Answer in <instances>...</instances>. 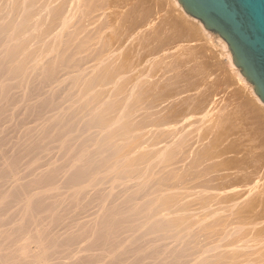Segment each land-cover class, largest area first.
I'll use <instances>...</instances> for the list:
<instances>
[{
    "label": "bare ground",
    "instance_id": "6f19581e",
    "mask_svg": "<svg viewBox=\"0 0 264 264\" xmlns=\"http://www.w3.org/2000/svg\"><path fill=\"white\" fill-rule=\"evenodd\" d=\"M159 2L0 0L2 264H93L100 240L112 255L118 249L110 262L108 249L97 255L103 264H133V245L143 248L134 257L140 264H264V154L247 123L264 128V102L223 37L179 0L161 12ZM217 71H228L231 89ZM14 97L42 126L39 134L24 130L7 163ZM52 136L64 163L47 158ZM40 148L49 168L34 166L41 171L23 183L19 158L41 164ZM61 176L79 186L69 198L60 197L69 188ZM104 180L108 198L95 219L78 222L82 205L78 220L66 216L72 209L60 214L59 205L70 209L66 203ZM120 185L118 202L112 190ZM125 230L134 235L119 234ZM90 234L98 240L82 244ZM147 236L144 248L138 241Z\"/></svg>",
    "mask_w": 264,
    "mask_h": 264
},
{
    "label": "rangeland",
    "instance_id": "374dc122",
    "mask_svg": "<svg viewBox=\"0 0 264 264\" xmlns=\"http://www.w3.org/2000/svg\"><path fill=\"white\" fill-rule=\"evenodd\" d=\"M158 6H159V8H158L157 6H155V7H156V10L159 9L160 12L163 11V10H167V9L170 8V4L167 2V0H165V1L162 0V2H159ZM162 13H163V12H162ZM210 31H211V30H210ZM185 34H186V36H187L188 38L190 37L187 33H185ZM194 37H195V36H192L191 38L193 39ZM191 38H190V39H191ZM225 67L227 68L226 70H228V67H227V66H225ZM225 67H224V68H225ZM238 68H239V67H238ZM239 70H240V68H239ZM240 71H241V70H240ZM217 74H218V76H219V82H220V84H221V87H222L224 90H226V89H231L230 86H231L233 83H231V82H232V79H231L232 77H231V75L228 73V71H226V73H224V74L221 73L220 71H217ZM230 84H231V85H230ZM222 85H224V86H222ZM225 87H226V88H225ZM229 87H230V88H229ZM232 88H233V86H232ZM45 89H46V88H45ZM16 90H17V89H16ZM16 90H15V91H16ZM18 90H19V89H18ZM18 90H17V91H18ZM19 91H20V90H19ZM19 91H18V92H19ZM30 96H32V95H30ZM14 98H15L14 101L18 102V103H16V102H15V103H16L17 105L20 104V100H18V98L20 99V97H18L17 99H16V97H14ZM14 101H12V102H14ZM15 103H14L13 106H15ZM19 106H20V108H19ZM16 107H18L19 110H16L15 107H13V108H15L14 110H16L17 112H19L18 114H17V112L15 113V114L18 115V116H16V119H13V123L11 124V130H10V132L8 133V136H7V137H8V138H7V141L4 143V145H3V147H2L3 150H4L5 157H6V159H7V163H10V162L12 161V159L15 158V156H17L18 151H19L18 144H19V142L22 141V137H21V135H22V133L24 132V130H25L26 128H27V129L31 128L30 130L33 131V130L35 129V130L37 131V130H39V129L41 128V126H42V124L40 123L41 119L37 117L38 114H37V111H35V109L32 110V111H30V110H26L25 108H24V109H21L22 105H18V106H16ZM47 108H48V107H46L45 110H46V111H49V110H47ZM242 108L245 110L244 107H242ZM25 110H26L27 112H26ZM20 111H24V113H23V112H20ZM33 111H34L37 115L34 114ZM25 112H26V114H27L28 112H29V113H32V115H34V116H32V115H31V116H28V114H27V116H28V118H27ZM20 113H21V114H20ZM51 113H52V112H51ZM35 115H36V117H35ZM24 117L27 119L26 121H25ZM36 118H38V120H37ZM22 120H23V122H25L24 124H23ZM253 121H254V119H253ZM41 122H42V121H41ZM254 122H255V121H254ZM254 122H252V118L248 119V121H247V123H248V127L250 128V132L252 133V136L255 137V138L257 139V144L261 147L259 151H260V152H263V154H264V145H261V143H260L261 140H262V137L264 136V135H263L264 128H261L257 123H254ZM47 123L49 124V122H45V125H47ZM39 127H40V128H39ZM37 128H38V129H37ZM35 130H34V131H35ZM37 132H38V131H37ZM37 132H35V134H37ZM50 132L52 133V131H50ZM53 132H56V131H53ZM39 133H40V132H38V134H39ZM53 134H55V133H52V135H53ZM56 135H57V134H56ZM36 136H39V137H40L41 135H36ZM36 136L34 137V139L36 138ZM69 136H70V138L72 137V135H70V134L68 135V134H67V136H65V138H66V137H69ZM39 137H37V138H39ZM52 137H54V140H55V141H54L53 138H52V140H53V142H54V145H53L54 147H53V148H55V150L51 147V145L53 144L52 141L49 142L50 144H49V145L47 144V146H46V147H49V148L51 147V149H52L51 154H49V153L47 152V154H49V155H47V154H46V150L43 149V148H40V150H43L42 152L40 151L42 154L37 153V152H39V151H37L38 149L36 150L37 152H35V150H34V152L37 153L38 156H40V160H42V159H46V155H47V158L49 159L50 162L54 159V160H57V161H58V162H57V161H54V162H56L57 164H58V163H59V164H60V163H64L65 160L63 161L62 159H63V156L66 155V153H65V151H62L63 148H62V146H61V147L59 146L60 144H59V145L56 144V146H55V143L59 142V138H57V139H58V141H57V140L55 139V138H56L55 136H52ZM62 138H63V140H62ZM65 138H64V137H61V138H60V141H61V140L64 141ZM70 138H68V139H70ZM66 139H67V138H66ZM15 140H16V141H15ZM74 142L76 143V141H74ZM74 142L72 141V145L75 144ZM51 143H52V144H51ZM59 143H60V142H59ZM37 144H38V143H37ZM61 145H62V142H61ZM76 145H77V144H76ZM36 146H38V145H36ZM74 146H75V145H74ZM74 146H73V147H74ZM58 147H59V149H57ZM36 148H38V147H36ZM47 150H48V148H47ZM44 151H45V152H44ZM53 151H54V152H53ZM60 151H62V152H61L62 154H64V153H65V154H64V155H60V154H61ZM49 152H50V149H49ZM43 153H45L46 155L44 156ZM25 154H26V153H25ZM31 155H32V154H31ZM31 155H30V157H32ZM28 156H29V154H28V155H25V156H24V154H23L22 157H20V158H19V161H18V162H19V165H18L19 168L15 169V170H23L22 172L19 173V175H20L22 178L24 177V179H23V183H24V182H27V181H29V180H32V178H34V177H31V175H32V176H33V175L35 176L36 173H39V172L41 171V170H39V169H38V170H37V169L35 170V168H39L40 165H41V168H42V166H43V168H42L43 170H47V169L49 168V166L46 167V166H47V164H46L47 161H46V163H45L44 160H42L43 163L41 162V164H40V163H35V165H33V164H32V160H31V158H30L31 162L28 163V161H30L29 158H28ZM41 156H43V157H41ZM48 156H49V157H48ZM44 157H45V158H44ZM66 158H67V157L65 156L64 159H66ZM48 159H46V160H48ZM40 160H39V161H40ZM49 161H48V163H49ZM44 163H45L46 165H45ZM38 164H39V166L37 167ZM42 164H43V165H42ZM44 165H45V167H44ZM34 166H36V167L34 168ZM0 168H1V167H0ZM41 168H40V169H41ZM30 170H35V171H36L35 174L33 173V171H32V173H30V172H31ZM29 171H30V172H29ZM28 172L30 173V175H28V174H29ZM23 173H24V174H23ZM59 177H60V176H59ZM25 178H26V179H25ZM55 179H56V180H55V183H56V181H58L60 178L57 177V178H55ZM63 179H64V177L61 176V179H60L61 181L59 180L58 182H61V184H62L63 181L65 182V180H63ZM106 180H107V179H106ZM106 180L102 181V183L104 184ZM108 180H109V179H108ZM108 180H107V182H108ZM58 182H57V183H58ZM64 182H63L62 185H65V184H66V185H65L66 188L68 187L67 185H69V188L66 189V188L64 187L66 190H61L62 193L59 192V193L62 194V195H60V197H62V198H66V197L68 196L67 198H69L70 196H69L68 193L70 192V194H71V191H72V189H73V185H74L75 189H79V188H77V187H79V186H78L77 184H74V183H73V184H71V187H70V183L67 184V183H64ZM109 182H111V181L109 180ZM102 183H98L100 187L97 186V188H95L96 185H94V186H92V188H89V189L91 190V193H89L90 190L88 191V189H87V192H86V193H88V194L85 193V194L87 195V197H86L85 194H83V195H85V196H83L82 194H81L82 196H81L80 194L78 195L80 198L78 197L79 199H77V200H79L81 203L84 201L82 204L79 203L77 200H76L77 202H76V201H71L70 203H66V205L69 204L68 206H69L70 209L66 208L65 204H63V205H64V209H63V205H62V204L59 205V207H58L59 209H58V210L60 211V209H62V210L65 211V212H64V211L61 210V211H60V214H61L62 212L67 213V212H69V211L72 209V210H73V211L71 210L72 213L69 212V214H68V215L66 214V216H70V217L72 216V219H73V220H74V219H77V218L79 219V216H80L79 214L81 213V211H79V210H83L84 207H86V211H85V209L83 210L84 214H82L83 212L81 213V214H82V215H81L82 217H80V219H79L78 222H80V224L82 223L81 221H83L82 224H84V223H86V222H91L93 219H95L94 216L96 215L97 210L99 209V206L101 205V202H102L103 200H105V199L107 200V198H108V196H107L106 198L104 197V198H105V199H104V198L102 197V195H103V193H106V192H107V189H108V192H109V188H110L109 186H110V183H108V184L105 183V185H103ZM239 183H240V182H239ZM239 183H238V184H239ZM58 184H60V183H58ZM100 184H101V185H100ZM56 185H57V184H56ZM84 185H85V183L82 184V186H84ZM111 185H112V183H111ZM240 185H241V183H240ZM41 186H42V185H41ZM57 186H59V185H57ZM101 186H103V187H102V188H103L102 190H101ZM122 186H124V187H122V188H125V185H122ZM60 187H61V185H60ZM80 187H81V186H80ZM105 187H106L107 189H106ZM114 187H115V186H114ZM116 187H119V186L117 185ZM116 187H115V188H116ZM94 188H95V189L100 188V190L97 191V190H95ZM115 188H113V190H112V192H114L113 195H112V196H113L112 198H114V196L116 195V196H115V199H116L118 195L115 194V193H118L119 191H122L123 189L121 188V185H120V188H117V189H115ZM60 189H61V188H60ZM60 189H59V191H60ZM62 189H63V188H62ZM105 189H106V190H105ZM111 189H112V186H111ZM111 189H110V191H111ZM118 189H119V190H118ZM120 189H121V190H120ZM93 190H94V191H93ZM104 190H105L106 192H103ZM115 190H116V191H115ZM63 191H64V192H63ZM73 191H75V190L73 189ZM73 191H72V193H73ZM96 191H97L98 193H96ZM108 192H107V193H108ZM64 194L66 195V197H64V196H65ZM89 194H90V195L92 194V195H91V196H92V199L95 198V196H96V194H97V195H98V196H96L97 199H95V200L93 201V200L91 199V196H89ZM114 194H115V195H114ZM118 194H119V193H118ZM71 195H72V194H71ZM104 195H106V194H104ZM104 195H103V196H104ZM81 197H82V198H81ZM84 197H86V199H84ZM89 197H90V198H89ZM98 198H99V199H98ZM112 198L110 197V199H112ZM80 199H81V200H80ZM118 199H119V198H117V200H118ZM88 200H90V201L87 202ZM96 200H97V201H96ZM92 201L95 202V203H93V204L95 205V207H93L94 209H90V208H92V207L89 208V206L91 205L90 203H91ZM108 201H111V200H108ZM119 201H120V200H118V202H119ZM72 202H73V203H72ZM96 202H97V203H96ZM74 203H75V205H74ZM78 203H79V205H77V207L73 208V205L76 206V204H78ZM85 203H86V204H85ZM88 203H89L90 205H89ZM70 204H72V208H71ZM93 204H92V205H93ZM81 205L84 206V207H82ZM92 205H91V206H92ZM97 206H98V207H97ZM76 208H77V209H76ZM78 208H80V209L78 210ZM88 208H89L90 212H87V211H89ZM95 208H96V209H95ZM66 210H67V211H66ZM93 210H94V211H93ZM86 212H87V213H86ZM92 212H93V215H94V216L92 215ZM75 213H76V215H75ZM85 214L87 215V217H86ZM74 215H75V216H74ZM75 217H77V218H75ZM85 217H86V218H85ZM81 218H82V220H81ZM78 219H77V220H78ZM80 220H81V221H80ZM74 221H75V220H74ZM76 222H77V221H76ZM126 231L128 232L127 234H126ZM132 232H133V231L125 230V233H124V231H122V232H120L119 234L122 233L123 235L125 234V235H127V237H128L129 234H130V235H134V232H133V233H132ZM131 233H132V234H131ZM135 234H136V233H135ZM130 235H129V236H130ZM87 237H88V236H87ZM87 237L84 238V239H85V240H83L84 243L81 242L82 244H85V243H86V240H88V241H89V240H96V239H94V238H97V235L93 236V235L90 234L89 237H90L91 239H89V238H87ZM124 237H125V236H124ZM124 237H120V236H119V238H121V239L124 238ZM149 237H150V236H149ZM149 237L147 236L146 239L144 238V240H145L144 242H143L142 240H141L142 242H139V241H138V244L143 245V246L145 245L144 248L148 247V245H149L150 243H149V244H146V242H147V241H150ZM151 237H152V236H151ZM151 237H150V238H151ZM125 238H126V237H125ZM125 238H124V239H125ZM97 240H98V238H97ZM97 240H96V241H97ZM106 241L108 242V240H106ZM79 242H80V241H79ZM102 242H103V241H102ZM102 242H101V240H100V241H99V244H98L97 246L91 248L92 250L90 251V254H94V253H95L94 256L96 257V258L94 257V260L96 259V261H95L93 264H101V262H102V264H103V260H104V261H108L107 258H109V257H110V259H109V262H110V260L113 259V256H114V257L117 256V250H118L117 248H115V250L117 249V250H116V253L114 252V253H113L114 255H112L111 253H112L113 251L110 252V249H109V248H110V244H109V243H105V245L108 244L106 247H108V246H109V247H108V248L103 247V248L101 249L100 246L103 245V243H104L105 241H104L103 243H102ZM124 242L128 243L129 241L127 240V241H124ZM124 242L122 241V243H121L122 246H123V243H124ZM131 242H132V241H131ZM131 242H129V243H131ZM134 242H135V243H134ZM126 243H124V244H126ZM133 243L135 244V246L137 245V244H136V243H137L136 241H133ZM82 244L79 243L78 246H80V245H82ZM131 245H132V243H131ZM103 246H104V245H103ZM133 246H134V245H133ZM133 246H131V248H132V252H131V250H130V252H129V253L133 256V258H132V256H131L130 258H128V257L126 256V257L128 258V259H126V260H127V261H130V262L133 261L132 263L135 264V262H136V261H135V258H136V259L139 258V255H138L139 253H138V252H139V249H140V248H139V247H138L139 249L136 248V249L138 250V251H136V252L138 253V254H137V253L135 252V250L133 251V248H135V247H133ZM138 246H139V245H138ZM140 247H141V246H140ZM141 248H142V247H141ZM105 249H106V250L108 249V252H110V256L108 255L109 253H108L107 255L104 254V257H105L107 260L103 258V260L101 261V260H99L98 256H99V254L105 252V251H106ZM112 249L114 250V247H112ZM142 249H143V248H142ZM142 249H140V250H142ZM103 250H104V251H103ZM106 252H107V251H106ZM133 252H134V255L132 254ZM135 253H136L137 255H135ZM115 254H116V256H115ZM130 254H127V255L130 256ZM140 254H141V252H140ZM97 255H98V256H97ZM126 257H125V258H126ZM134 257H135V258H134ZM97 258H98V260H97ZM130 259H131L132 261H131ZM137 262H138V263H137ZM137 262H136L137 264H140L139 260H138ZM0 263H1V262H0ZM120 263L125 264L124 261H123V262H120ZM120 263H119V264H120ZM1 264H2V263H1ZM126 264H131V263H127V262H126Z\"/></svg>",
    "mask_w": 264,
    "mask_h": 264
},
{
    "label": "water",
    "instance_id": "95a60500",
    "mask_svg": "<svg viewBox=\"0 0 264 264\" xmlns=\"http://www.w3.org/2000/svg\"><path fill=\"white\" fill-rule=\"evenodd\" d=\"M189 15L223 37L234 63L264 102V0H179Z\"/></svg>",
    "mask_w": 264,
    "mask_h": 264
}]
</instances>
